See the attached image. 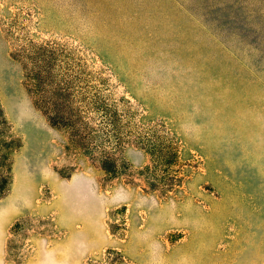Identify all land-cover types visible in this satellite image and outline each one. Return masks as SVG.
Here are the masks:
<instances>
[{
	"label": "rangeland",
	"instance_id": "rangeland-1",
	"mask_svg": "<svg viewBox=\"0 0 264 264\" xmlns=\"http://www.w3.org/2000/svg\"><path fill=\"white\" fill-rule=\"evenodd\" d=\"M3 138L0 264H264V0H0Z\"/></svg>",
	"mask_w": 264,
	"mask_h": 264
},
{
	"label": "trees",
	"instance_id": "trees-1",
	"mask_svg": "<svg viewBox=\"0 0 264 264\" xmlns=\"http://www.w3.org/2000/svg\"><path fill=\"white\" fill-rule=\"evenodd\" d=\"M53 105L54 110L52 109L51 112L47 114L50 124L54 127L72 129L78 137L83 139L80 145L87 154H93L97 150L102 149L103 146L109 143V140L112 139L111 132L106 133L104 131L106 128H93L88 119H85V111L81 109L74 110V106L64 94L57 92V102ZM90 105H93V109L106 118V122L104 123L108 124L107 127L112 128V130L118 128L116 114L112 111L110 105L100 100L89 102L88 104L84 103V108H87ZM1 123L6 124L5 121H2ZM13 143L14 141H8L5 139L0 142V199L9 192L12 183L10 177L11 169L8 162L9 155L12 149H14ZM101 151H103V157L101 159L102 168L107 174L114 175L117 171L114 158L106 150Z\"/></svg>",
	"mask_w": 264,
	"mask_h": 264
}]
</instances>
